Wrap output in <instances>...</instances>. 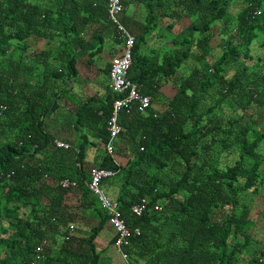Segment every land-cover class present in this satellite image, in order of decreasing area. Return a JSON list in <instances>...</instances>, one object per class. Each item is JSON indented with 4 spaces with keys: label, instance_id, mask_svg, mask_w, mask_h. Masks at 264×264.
I'll list each match as a JSON object with an SVG mask.
<instances>
[{
    "label": "trees",
    "instance_id": "16d2710c",
    "mask_svg": "<svg viewBox=\"0 0 264 264\" xmlns=\"http://www.w3.org/2000/svg\"><path fill=\"white\" fill-rule=\"evenodd\" d=\"M129 1L123 0L119 14L136 36L129 78L152 98L160 96L163 81L172 79L177 90L163 111L153 104L140 110L139 101L120 111L118 139L133 152L127 165L119 164L105 145L115 99L111 90L102 105L77 103L75 126L94 133L104 154L87 167L81 147L78 166L65 165L58 173L52 161L33 152L52 143L41 121L43 108L53 107L51 92L69 94L71 86L60 81L77 74L78 57L99 51L107 35L115 34L122 43L109 19V1L0 0V105H7L0 116L5 139L0 146V246L6 247L0 264H104L95 238L109 219L89 189L93 168L115 172L102 185L120 182L116 200L132 230L124 247L129 264H264V233L258 237L251 215L252 194L264 185V152L259 151L264 58L250 65L255 39L264 45V0H146L147 19L138 27L127 18ZM167 17L169 30L188 19L187 33L169 38L171 46L162 51L142 50L157 32L158 20ZM220 22L223 37L214 39ZM95 23H104V34L86 36ZM38 37L51 43L41 58L25 64L34 50L31 39ZM52 56L61 64L53 65ZM246 59L251 60L245 64ZM41 64L44 79L37 81ZM33 78L36 86L28 82ZM78 168L81 172L73 174ZM64 178L78 185L63 187ZM74 192L78 205H63L62 211L65 196ZM144 198L147 209L137 215L132 206ZM87 208L95 210L99 223L89 235H78L70 224H87Z\"/></svg>",
    "mask_w": 264,
    "mask_h": 264
},
{
    "label": "crops",
    "instance_id": "0c3cea01",
    "mask_svg": "<svg viewBox=\"0 0 264 264\" xmlns=\"http://www.w3.org/2000/svg\"><path fill=\"white\" fill-rule=\"evenodd\" d=\"M147 4L148 3L146 0L129 1V4H127V18L135 22L136 27L140 25L142 26L147 19ZM172 7L173 6H171V9ZM167 20H169L168 17ZM167 20H165V25H161L160 28L157 27V32H155L152 37H149L147 39L146 45L151 51L156 52V49H160L162 51L166 46H171V43L169 41L170 37L166 35L167 31L174 30L178 35L184 34L185 32L187 33L186 27L189 23L188 19L184 18L180 21H177L175 23V26L171 30H169V28H166V26L168 25ZM163 21H161V24L163 23ZM161 29H163L164 31H161ZM161 32L165 33V35L167 36L165 39L162 36L158 38V35ZM92 33H100L101 35H103L104 23H95L86 36L92 35ZM72 34L74 35V32H72ZM104 41L101 46V50L103 51L101 55L96 56L95 52H92V55L87 54L78 58L79 62L75 64V73L77 74L75 76L69 77L68 80H66L67 82L65 86H71L69 94H62V92H58L56 94L55 92H51L49 96L51 102H53L54 105L52 108H50L49 111L43 108L45 114L42 116L41 121L43 122L44 130L51 136L52 143L47 148L38 146V148L34 149L33 152H35V157L46 161H52L50 164L54 165L58 173L61 170H64L65 165H70L73 168L78 166L79 158L76 157V152H79L81 147L83 148V152L85 154V165L87 167L101 160V157L104 154V146L103 144H101V141L94 135V133H92L88 129H83L81 127L78 128V126H75L77 115L76 110L78 108L77 103L93 102L95 105H102L103 103H106L110 98L111 93L109 87V69L111 59L113 56L121 53V48L124 45V41H122L121 43V41L116 39L115 34L107 35ZM31 42L34 50L29 52L31 54L25 60V64L29 63V65L32 64L33 58H41L43 52L51 43L50 39L48 40L46 38L39 37L31 39ZM52 57L53 65L61 64L59 58H56L55 56ZM18 71H20V68L18 69ZM31 71L33 72L34 69L32 68ZM12 73L15 75L18 74L16 73V68L12 69ZM154 74L156 76L157 72H154ZM36 77H38L37 81H43V64L40 65L38 74L36 73ZM37 81L35 79H29L28 82L35 84L34 86H36L38 84ZM27 88L29 89L30 87ZM18 89L20 88L16 84V90L18 91ZM176 90V85L172 79L165 82L163 81L159 88L160 96L153 99V107L159 111L165 110L167 108L169 98H171V96L175 94ZM32 91L33 89L27 92V94L31 93ZM24 99L26 98H22L20 100L21 103L22 101H24ZM72 99L76 101V104ZM12 125L13 122L11 123V130ZM12 131L11 133L13 134ZM118 137L114 142L115 153L113 154V156L119 164L127 165L129 159L133 155V152L128 148L129 144L127 143V141L123 139L119 140ZM56 141L65 142L69 146H59ZM117 141L119 143L116 146ZM4 142L5 139L0 136V146H2ZM120 146L122 147V150H120ZM73 172V174H76L78 172H81V170L79 168L73 169ZM111 177L106 179H110ZM46 179L47 176H44L43 180ZM73 180L78 182L76 179ZM119 185L120 182H109L104 183L103 187L107 190V192L113 199H117L120 192ZM74 194V196H65L64 202L61 206L62 211H64L63 205H78L77 200L79 199V193L74 192ZM94 197L96 196L94 195ZM41 200L51 201V199L44 196L41 197ZM94 213L95 210L92 211L87 208L86 218L88 223L78 225L74 223L76 226L74 231L78 235H89V233L91 232V226L97 225L99 223V217L98 215H94ZM59 216L60 215H58L57 217ZM115 234V229L107 221L95 238L97 248L99 252H101L102 262L104 264H117L121 263L122 261L125 264H129V261L125 260L122 257V255L114 245Z\"/></svg>",
    "mask_w": 264,
    "mask_h": 264
},
{
    "label": "built area",
    "instance_id": "2783aa9c",
    "mask_svg": "<svg viewBox=\"0 0 264 264\" xmlns=\"http://www.w3.org/2000/svg\"><path fill=\"white\" fill-rule=\"evenodd\" d=\"M109 1V17L112 22L117 26L119 39L124 41V45L121 48V53L115 55L111 59V67L109 71L110 81L109 87L113 92L115 99L113 101L112 115L108 121V130L110 137L105 144L108 153L113 155L115 153L114 142L117 137L123 131V126L119 122L120 111L131 104L134 101H139L140 110H145L152 105L153 98L151 95H143L140 90V85L133 82L129 78V70L133 63V48L136 43V36L131 33L126 26L120 21L119 14L123 10V0H108ZM7 109V105L2 104L0 106V115ZM59 146H67L65 142L59 141ZM114 174V171L106 168H93L90 173L89 189L98 198L101 206L106 210L109 223L115 229L114 245L120 252L125 260L129 259V253L124 250V247L130 244V237L132 235L131 228L127 225L125 219L122 217L120 210V204L116 199L110 197L108 192L102 186V180ZM60 184L63 187L77 186L75 180L69 178L62 179ZM146 199L143 202L134 204L132 211L137 215H142L147 209ZM159 208V203L155 205ZM70 228L74 229L75 225L70 224ZM140 229L136 228L134 235H138ZM46 240H43L45 243ZM43 248V244L39 246V249ZM40 256H37L39 259ZM34 264V262H33Z\"/></svg>",
    "mask_w": 264,
    "mask_h": 264
},
{
    "label": "rangeland",
    "instance_id": "374dc122",
    "mask_svg": "<svg viewBox=\"0 0 264 264\" xmlns=\"http://www.w3.org/2000/svg\"><path fill=\"white\" fill-rule=\"evenodd\" d=\"M132 1H134V0H132ZM239 7H240V4H239ZM239 7L238 6H235L234 7V12L236 10H238ZM158 21L160 23L159 24V28H160L161 25H165V23H166V21L164 20L163 23L161 24L162 19H159ZM168 21L169 20H167V24H168ZM221 29H222V22H220L216 27H214V30L213 31H214V33L216 35V37L214 39L220 38V36L223 37V34L220 32ZM161 31H164V30L161 29ZM166 35L168 37L172 38V36L176 35V32L174 30L167 31L166 32ZM260 39H261L260 37L256 38L255 39V42L257 43ZM104 42H106V41H104ZM170 42H171V40H170ZM216 42L217 41H215V43ZM142 49L143 50L151 51L150 49H148V46L147 45H142ZM156 50L159 51L160 49H156ZM102 52L103 51L100 49L95 54H96V56L97 55H101ZM215 53L218 55V52L217 51H215ZM254 53L256 55L259 54L256 51ZM262 57H263V54H262ZM247 61L248 60H245L244 63L246 64ZM254 61L256 62V60H254ZM78 62H79V60L77 59V62L76 63H78ZM66 82L67 81H65V82L60 81V84H62V86H65ZM173 96H174V94H173ZM173 96H171V97H173ZM260 112L262 113L263 118H264V108H261L260 109ZM246 120L248 121V118ZM262 128L264 129V122L262 123ZM252 135L254 136V135H256V133L252 132ZM10 139H11V137H10ZM259 151L264 152V141L261 143L260 148H259ZM231 157L233 158L232 155H229V158H228L229 161L228 162H231ZM261 167H262V171H264V165H262ZM262 175H264V173ZM260 187H261V192L259 194H257V195L252 194L253 195V199H252L253 204H252V211H251V215H252L253 219L257 221V234H258V237H259V235H262L264 233V185H260ZM5 249H6L5 246H0V255L3 254V252H4L3 250H5ZM117 264H125V263L121 261V263H117Z\"/></svg>",
    "mask_w": 264,
    "mask_h": 264
},
{
    "label": "clouds",
    "instance_id": "9594fccd",
    "mask_svg": "<svg viewBox=\"0 0 264 264\" xmlns=\"http://www.w3.org/2000/svg\"><path fill=\"white\" fill-rule=\"evenodd\" d=\"M109 19H110V17H109ZM111 20V19H110ZM112 23H114V22H112ZM115 24V23H114ZM43 38V37H42ZM261 41V39L256 43L255 42V44H256V46L252 49V60H251V64L250 65H252V64H254V60H260L259 58H264V45H263V43L262 42H260ZM262 43V44H261ZM258 52L259 54H255L254 52ZM262 54H263V57H262ZM114 57V56H113ZM112 57V58H113ZM246 60H248V59H246ZM250 60H248V61H250ZM111 65V64H110ZM247 65H249V64H247ZM109 71H110V69H109ZM109 81H110V76H109ZM111 90V89H110ZM112 92V91H111ZM112 94H113V92H112ZM114 95V94H113ZM154 99V98H153ZM152 104H153V102H152ZM2 105V104H1ZM0 105V106H1ZM6 105V104H5ZM1 116V115H0ZM0 136H1V134H0ZM59 141H56V143H58ZM67 144V143H66ZM69 145L67 144V146L66 147H68ZM62 147H65V146H62ZM106 169H108V168H106ZM114 174H115V172H114ZM113 174V175H114ZM113 175H111V176H113ZM111 176H109V177H111ZM109 177H106V178H109ZM106 178H104V179H106ZM65 179V178H64ZM90 179H91V177H90ZM103 179V180H104ZM72 180V179H71ZM102 180V181H103ZM61 182V181H60ZM78 185V184H77ZM103 186V185H102ZM71 187H76V186H71ZM104 188V187H103ZM105 189V188H104ZM106 190V189H105ZM107 191V190H106ZM109 194V193H108ZM97 200H98V198H97ZM99 201V200H98ZM100 203V202H99ZM75 229V228H74ZM44 240V239H43Z\"/></svg>",
    "mask_w": 264,
    "mask_h": 264
}]
</instances>
